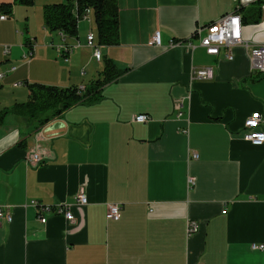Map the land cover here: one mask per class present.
Wrapping results in <instances>:
<instances>
[{
	"label": "crops",
	"instance_id": "obj_1",
	"mask_svg": "<svg viewBox=\"0 0 264 264\" xmlns=\"http://www.w3.org/2000/svg\"><path fill=\"white\" fill-rule=\"evenodd\" d=\"M231 1L118 0L120 43L100 46L98 61L87 45L90 32L98 44L93 10L78 37L65 39L42 18L43 28L33 24L38 10L0 0L8 16L0 20V113L27 103L32 84L84 88L106 59L123 71L100 102L43 126L6 114L0 207L12 222L0 221V264H264V252L252 250L264 243V145L244 139L256 113L264 130V75L251 72L244 47L232 48L233 60L226 49L210 56L200 47L206 31L198 34L234 12ZM261 9L258 23H243L255 45H264ZM156 32L161 48L150 46ZM63 45L73 48L69 62ZM194 68H214L215 78L193 82ZM140 114L149 122L135 123ZM35 152L38 165L29 163ZM81 194L88 204H78ZM35 202L69 208L74 220L46 214L43 224ZM110 204L121 206L119 220H107ZM190 221L199 226L191 236Z\"/></svg>",
	"mask_w": 264,
	"mask_h": 264
},
{
	"label": "trees",
	"instance_id": "obj_2",
	"mask_svg": "<svg viewBox=\"0 0 264 264\" xmlns=\"http://www.w3.org/2000/svg\"><path fill=\"white\" fill-rule=\"evenodd\" d=\"M264 1H259L236 11L243 23H258L261 19ZM14 4L32 7L35 0H14ZM93 10L98 31L99 46H118L120 43V19L118 0H64L44 7V24L50 33H60L65 39H75L79 33L81 19ZM213 24V23H212ZM70 48V47H69ZM123 71L117 69L111 59H106L104 69L97 80L84 88L69 86L60 88L44 84L30 85L31 99L16 104L11 110L0 113V124L8 113L26 117L38 122L39 126L62 115L78 104L93 105L103 98L104 88L117 81ZM39 208L43 206L39 205Z\"/></svg>",
	"mask_w": 264,
	"mask_h": 264
},
{
	"label": "built area",
	"instance_id": "obj_3",
	"mask_svg": "<svg viewBox=\"0 0 264 264\" xmlns=\"http://www.w3.org/2000/svg\"><path fill=\"white\" fill-rule=\"evenodd\" d=\"M261 0H234L236 9L234 12L227 14L220 18L217 22L208 25L205 28L199 30L200 34L202 31H206V36L201 38L200 47L206 50V53L211 56H218L221 49H226L225 59L233 60L232 48L236 46H242L246 49L249 58L252 73H258L264 75V45H255L250 41H247L243 37V20L240 14L236 11L243 7H248ZM8 19L7 15L0 16V20ZM81 20L89 21V17L86 15ZM88 47L94 50V56L98 61H101V51L100 46L95 42V35L89 33L87 36ZM176 43H171V46H176ZM150 46L161 48L163 46L162 36L160 32H156L150 42ZM73 48L63 45L58 48L59 56L62 57L65 62H69V54L72 53ZM34 54V48L30 47L28 57H32ZM13 71L15 68L12 69ZM4 74L0 73V80L4 78ZM215 78L214 68H194L191 72V80L194 81H211ZM150 117L145 114L137 115L134 119L135 123L145 124L149 122ZM263 117L261 114L256 113L252 117L246 120L245 129L247 133L244 139L255 147H260L264 145V130H262ZM193 159H199L198 154H193ZM43 158L41 153L35 152L29 159V163L32 165H38L42 162ZM189 187L195 184V179L189 177L188 179ZM77 202L80 205L88 204V199L84 194L77 197ZM34 207H38V203H33ZM226 213V212H225ZM40 220L43 224L47 222L45 214H63L65 218L69 221L74 220V216L70 209H64V207L58 205L55 207H43ZM122 217L121 206L119 204L108 205V212L106 218L108 220H119ZM0 221H5L8 223L12 222V216L8 208L0 207ZM198 224L196 222L190 221L187 225V234L189 236L193 235L198 231ZM253 251L264 252V243L253 244Z\"/></svg>",
	"mask_w": 264,
	"mask_h": 264
},
{
	"label": "rangeland",
	"instance_id": "obj_4",
	"mask_svg": "<svg viewBox=\"0 0 264 264\" xmlns=\"http://www.w3.org/2000/svg\"><path fill=\"white\" fill-rule=\"evenodd\" d=\"M228 1V3L227 4H229V2H230V4H232V1L231 0H227ZM262 1H264V0H262ZM263 5H264V3H263ZM250 6V5H249ZM24 9H29V11H36V10H38V12H34V21H33V24H35L36 26H38V27H40V28H43V26H42V22H40V20H41V18L44 20V18H43V13H44V5H34V6H32V7H30V8H24ZM40 11V12H39ZM36 14V15H35ZM88 16V15H87ZM89 17V16H88ZM80 23H82V21L80 22ZM207 27V26H206ZM205 28V27H204ZM72 52H73V50H72ZM211 56V55H210ZM63 207V206H62ZM64 209H69V208H65L64 207ZM37 210H39V213L41 212V215H43L42 214V208H39V206L37 207ZM108 212V211H107ZM46 215V214H45ZM44 215V216H45ZM55 215H58V214H55ZM59 215H63V214H59ZM65 216V215H64ZM108 220V219H107ZM73 221V220H72Z\"/></svg>",
	"mask_w": 264,
	"mask_h": 264
}]
</instances>
